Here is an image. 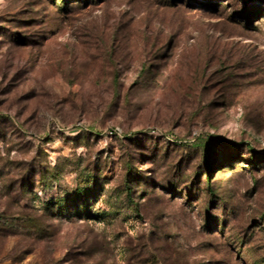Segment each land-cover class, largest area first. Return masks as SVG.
I'll list each match as a JSON object with an SVG mask.
<instances>
[{
    "label": "rangeland",
    "instance_id": "1",
    "mask_svg": "<svg viewBox=\"0 0 264 264\" xmlns=\"http://www.w3.org/2000/svg\"><path fill=\"white\" fill-rule=\"evenodd\" d=\"M0 264H264V0H0Z\"/></svg>",
    "mask_w": 264,
    "mask_h": 264
},
{
    "label": "trees",
    "instance_id": "2",
    "mask_svg": "<svg viewBox=\"0 0 264 264\" xmlns=\"http://www.w3.org/2000/svg\"><path fill=\"white\" fill-rule=\"evenodd\" d=\"M211 173H212V170L209 169L208 172H207L208 181L211 180ZM65 210H66L65 208H63L62 206H59V213H60V212L62 213V212L65 211Z\"/></svg>",
    "mask_w": 264,
    "mask_h": 264
}]
</instances>
